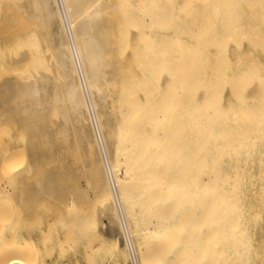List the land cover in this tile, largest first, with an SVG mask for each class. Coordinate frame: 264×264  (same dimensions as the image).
Returning <instances> with one entry per match:
<instances>
[{"label":"bare ground","instance_id":"1","mask_svg":"<svg viewBox=\"0 0 264 264\" xmlns=\"http://www.w3.org/2000/svg\"><path fill=\"white\" fill-rule=\"evenodd\" d=\"M0 34V203L96 264H264V0H0Z\"/></svg>","mask_w":264,"mask_h":264},{"label":"rangeland","instance_id":"2","mask_svg":"<svg viewBox=\"0 0 264 264\" xmlns=\"http://www.w3.org/2000/svg\"><path fill=\"white\" fill-rule=\"evenodd\" d=\"M0 37L5 38L2 34H0ZM2 41H0V42H2ZM0 126H2V125L0 124ZM7 135L8 134L2 135V137L0 138V139H2L1 140V143L2 144L0 143L1 144L0 145V153H1L0 154V157L1 158L4 157L3 155H6V153L8 151H10L11 149H12V151H13V149H16V151H18V150L20 151V149L17 150V148H22L21 150L23 152H25L24 151L25 150V148H24L25 142H24V144H22L21 143L22 140L20 138L17 139V138H14V137H13L12 140H10L11 139V138H9L10 135L9 136H7ZM5 136H7L8 138L5 137ZM13 140L15 142H13ZM3 143L6 145L7 148L6 147H3V145H4ZM11 143L12 144L16 143V144L12 145ZM1 148L7 149V152L5 150V153H4L3 149H1ZM10 152H8V153H10ZM18 152H16V153L18 154ZM23 152H21V151L19 152V154L21 156L18 154V156L20 158L22 157L21 158L22 160L19 159V157H15L17 159L16 160L17 163H20L21 164L24 161V158L22 156V154H24ZM13 153H14V151L12 152V154ZM14 155H16V154H14ZM24 156H25V154H24ZM20 160H21V162H20ZM0 169H1V167H0ZM2 173L3 172L1 170L0 177L2 176V178H3L4 176L2 175ZM5 176H7V173H6ZM4 178L7 179V177H4ZM2 181L4 182V184L7 183V182H5V179H3ZM1 203H3V202H1ZM1 203H0V205H1ZM4 204L5 203H3L1 205L2 206V209H1V212H0V213L3 212L2 214H0V256L1 255L3 257L4 256H7V253H6V250L5 249H6L8 240H9L8 239L9 230L11 228H18V227L21 228L22 226H27L26 225V223H27L26 221L28 220V223H27L28 226L30 225L31 227H33V229H32L29 226L31 228V232H32V233L30 232V237H32V240L33 241L28 244L29 247H30V255H31L32 259H33V263L32 264H86L87 261H88L87 264H92V263L93 264H96L97 263V262L96 263L95 262H92L91 259L90 260H88V259L94 257L95 255H97L100 252L99 251V247H98L97 251H96V247L97 246L94 247L93 245L90 246L91 248L90 247L88 248L87 246L86 247L79 248V249L75 248L74 245L76 243H74V242H75V238H76L77 235H75V236L73 235V233H74V232H72L73 228H72V226H70L71 225L70 223L72 222V219L70 217L71 215L69 216L70 217L69 219L68 218H65V220H64V222H65L64 223V227L65 228L62 230L59 227L58 222L56 221L58 219V216L54 212H52V214H50L51 213L50 210L47 212V210H45L46 207H44L45 209L42 207L41 209L42 210L44 209L45 211L43 210L41 212V214L40 215H37V217H34L33 220H29V219H26L25 220L23 218L21 220V216L19 214V211L17 209V206L16 207L15 206L13 207L12 204H10L9 206H5ZM1 206H0V208H1ZM6 208H7V210H6ZM50 216H51V218H49ZM52 216H54V217H52ZM55 217H57V218H55ZM66 220L69 222V224L66 223ZM66 225H67V227H66ZM68 226H69V230H68ZM67 230L69 231V233H68ZM64 232L66 233V235H65ZM74 234H76V233H74ZM64 235L66 236V238H65ZM67 235H69L68 238H67ZM73 237H75L74 238V241H73ZM64 238H65V240L63 241ZM77 238H78V236H77ZM64 244H66V245H64ZM93 244H95L94 241H93ZM64 251H66V252H64ZM72 252H74V253H72ZM59 253H61L62 256ZM88 255H90V257ZM65 257H66V259H64Z\"/></svg>","mask_w":264,"mask_h":264},{"label":"built area","instance_id":"3","mask_svg":"<svg viewBox=\"0 0 264 264\" xmlns=\"http://www.w3.org/2000/svg\"><path fill=\"white\" fill-rule=\"evenodd\" d=\"M129 264H136V263H134V261H133V262H131V261H130V263H129Z\"/></svg>","mask_w":264,"mask_h":264}]
</instances>
